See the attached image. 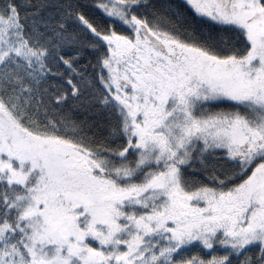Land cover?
<instances>
[{
    "label": "snow or ice",
    "instance_id": "obj_1",
    "mask_svg": "<svg viewBox=\"0 0 264 264\" xmlns=\"http://www.w3.org/2000/svg\"><path fill=\"white\" fill-rule=\"evenodd\" d=\"M0 264H264V0H0Z\"/></svg>",
    "mask_w": 264,
    "mask_h": 264
}]
</instances>
